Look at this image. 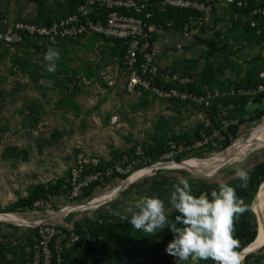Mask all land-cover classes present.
<instances>
[{"label": "rangeland", "instance_id": "374dc122", "mask_svg": "<svg viewBox=\"0 0 264 264\" xmlns=\"http://www.w3.org/2000/svg\"><path fill=\"white\" fill-rule=\"evenodd\" d=\"M40 1L42 0H0V26L3 27V20L14 23L18 18L33 19L37 15L38 2ZM205 1L211 3L208 4L210 7L205 5L206 15L204 18L192 21L188 36L181 35L176 31L161 35L169 40L167 45H171L170 47H181L176 51V56L169 57V63L181 62L183 59L196 60V71L200 72L205 64L206 49L203 45L194 43L195 35L200 34L210 38L214 35L213 31H224L230 25L229 16L226 18L223 13L227 8V2L231 0ZM59 2L64 3L63 0H59ZM54 3L56 0H48L45 4L46 11H49ZM213 14H218L219 17L223 16L227 21L216 24L217 26L213 29L215 22ZM203 25L208 27L206 32L201 31ZM0 41L5 47L10 48L6 57L0 56V209L14 203L17 197H25L28 189L33 185L53 183L58 179L69 182L67 174L75 164V158L79 151L96 156L106 163L111 160L113 152L126 150L134 142L143 143L148 140L158 128V124L165 126V123L168 122L173 132L180 134L191 132L198 123L208 121L196 106L177 107L150 95L127 94L124 89L125 73L119 74L115 86L110 89L102 86L96 78L88 80L82 77L87 71L84 68L88 66L96 72V66L102 69L107 65L116 66L118 64L116 60L109 62L108 55L105 54L106 51L103 48L105 45L103 41L95 42L91 46L90 40L82 39L66 44L65 49L61 48L64 59H59L56 63L64 61L73 69L81 70L78 92H72V85L63 90L58 86H47L49 81L45 79L40 83L32 81L28 75L19 72L12 65L10 58L17 55L28 65L40 67L47 63L44 60L45 53L40 49L29 48L24 41L12 45H7L1 39ZM38 44L49 43L41 40ZM230 44L231 50H235L231 59L235 68L226 70L224 78L241 79L246 74L245 69L251 66L250 61L257 55L264 56V45L263 49L258 47L251 49L233 42ZM62 92L67 93L66 96L70 98V103L66 106L58 105L59 98L64 96ZM210 92L212 94L214 91ZM33 103L35 104V113L28 109V105ZM260 106H264V102L256 103L251 107L245 106L247 115L244 118L251 117L254 110ZM218 116L224 117L225 114ZM226 121L230 125L235 124L238 119L232 120L229 117ZM260 128V133H256ZM263 128L264 117L247 120L239 128V137L227 147L228 149L207 152L205 148L209 146H204L199 150H193V153L186 155L180 163L170 160L172 162L160 163L151 167L144 166L137 172L127 175L128 178L125 180L114 179L103 187L96 188L91 197L81 201L69 202L66 199V192L51 196L47 201L37 203L32 209L0 213V244L7 246L23 244L25 238L35 231L34 229L39 223L54 214L52 219H60L67 214H73L69 223L65 220L68 215L61 221L59 220L58 223L65 227L80 226L91 218L100 220L101 223H128L122 221L120 217L127 215L125 210L144 195L164 200L166 210L171 214L174 211L168 207L167 197L172 186L180 178L188 180L192 193H194L212 182L226 183L236 178L237 170L242 169L249 172L253 166L264 161ZM255 138H258L259 141L257 146L243 155L231 158L216 166L200 170L180 166L185 162H206L214 157H222L236 152L246 142ZM210 146L216 147L217 144ZM194 153H199V155L192 156ZM156 168L163 169L155 170ZM125 182L131 184L124 185ZM123 187L125 188L121 190ZM109 193H113V195L101 205L73 212L65 211L79 209ZM254 199L251 203V210ZM7 216L13 217L20 223L2 221L3 217ZM161 239L158 238V241ZM165 249L166 247L157 253V259L143 255L140 260L144 264H182L170 256ZM27 251H29V247ZM260 251L251 254H258ZM123 258L126 259L125 256ZM184 264L201 263L190 260Z\"/></svg>", "mask_w": 264, "mask_h": 264}, {"label": "trees", "instance_id": "16d2710c", "mask_svg": "<svg viewBox=\"0 0 264 264\" xmlns=\"http://www.w3.org/2000/svg\"><path fill=\"white\" fill-rule=\"evenodd\" d=\"M48 0H42L38 2V12L33 19H16V22L32 23L38 26H47L51 23L65 18L74 13L77 5L83 3L84 0H63L64 3H60L56 0L54 6L46 11L45 4ZM140 3H145L146 7L142 13L136 14L131 12V15L136 17L145 18L147 14L150 17L147 18V23L152 24L156 29L162 28L166 31H176L179 34H183L185 27L188 31L191 28L192 21L204 18L205 11H199L191 8H180L169 5H164L166 0H135ZM205 5L211 4L205 0H192ZM226 9L223 16L228 18L230 25L224 29V31H213V36L210 38L203 37L200 34L195 35L194 43L201 44L205 47L204 55V67L200 72L197 70V61L191 59H183L181 62H174L166 72L170 74L179 73L182 77H193L192 83L178 87L180 90L187 89L194 94H205L206 90L217 91L218 96L210 100V104L207 107H197L204 114L207 120L210 122V127L205 128L203 123H198L197 126L191 130V132L174 133L172 127L166 122L165 126L159 125L153 135L143 143L134 142L133 145L123 151H115L112 154L109 162L101 161L99 170L105 169V167H114V163L122 159L127 158L128 161H140L136 164V170L149 166L157 162L165 161L164 155L170 150L169 143L180 145L185 143L186 145L193 143L201 138V133L206 132L207 135L212 133V129H222L221 120H228V118L238 119L235 124L228 125L225 131H221L224 139L216 143V147L209 146L205 148L207 152L223 151L229 147L238 137L239 128L247 120L261 119L264 117V106L257 107L254 110V114L250 117L244 118L247 115L245 108L248 101L247 97L233 96L230 94L231 88L249 87L256 84L259 79V73L264 71V56L257 55L252 61H250V67H247L246 74L243 78L229 79L224 78V72L226 70H232L234 65L231 63L232 55L235 50H231V44L242 45L248 48H261L264 45V14H260L258 11L264 9V0H231L227 2ZM56 11V12H55ZM257 11V12H256ZM125 12V10H122ZM219 17L218 14H213L214 26L220 24L226 19ZM227 21V20H226ZM217 24V25H216ZM207 26H201V31L206 32ZM3 28L0 26V32ZM22 41L29 48L36 50L40 49L43 53L47 49H58L60 52V58L64 59L63 51L61 48L67 47L68 43H75L78 40H61L51 46L49 44L39 45L41 41L38 37H29L21 32ZM152 39L155 40L158 36L155 32L152 33ZM86 41L90 40L91 46L96 42H105L104 51L108 55L109 62L116 60L121 65L122 57L125 52V45L117 40L101 39L99 37L84 38ZM10 48L5 47L0 41V56L6 57ZM63 49V50H64ZM62 52V53H61ZM164 53H168L164 51ZM13 66H15L19 72L28 75V77L36 82L40 83L43 79L51 81L52 85L58 86L63 90L68 89L69 85H72V92H78L81 81V70L73 69L68 63L64 61L57 62V69L55 73H49L47 71V63L43 66H30L26 62L22 61L20 57L14 55L10 58ZM58 61V60H57ZM84 68V67H83ZM101 67L96 66V72L92 71V68L88 66L85 75L82 77L88 80L97 79L102 86L110 89L99 78V71L97 69ZM103 69V68H102ZM98 75V76H97ZM64 96L59 98L58 105L66 106L70 103V98L66 96L67 93L62 92ZM142 95L149 96V93L142 92ZM163 102L167 101L177 107L182 105H188L187 102H180L173 99H159ZM254 102L257 104L262 103V98H255ZM29 111L35 113V104L28 105ZM225 116H224V114ZM227 115H226V113ZM222 113V114H221ZM224 117H220L218 115ZM141 151V155H136L137 150ZM193 153V152H190ZM189 152H182L176 155L174 161L180 162L184 160ZM198 156L194 153L192 156ZM200 157V156H199ZM250 180L247 187L242 189L239 187L240 181L234 178L226 184L236 189V194L239 198L243 199L247 205V211L238 217L234 223V237L239 242L237 251L240 253L246 247H248L256 238L257 235V219L255 214L250 209L251 203L256 195L259 185L264 181V161L259 162L252 169L247 172ZM70 175L69 172L67 174ZM127 175L113 176L110 179L96 181L92 183L88 188L84 189L82 195L78 199L81 201L84 198L91 197L94 190L98 187H103L107 183H110L114 179L125 180ZM219 183L212 182L206 187L192 193L194 196L199 197L202 194H207L211 199V192L218 190ZM69 182L64 179H58L53 183L36 184L28 189V193L25 197H17L16 201L4 209H0V213H14L16 210L32 209L39 202L47 201L51 196L64 194L70 190ZM73 214H69L65 220L69 223ZM177 215L176 212L169 214V225ZM73 230L79 236L76 243L68 246L63 252V260L61 264H144L140 260V257L145 255L151 259H157V253L167 247L169 242L173 240V233L167 227L157 232L152 236H148L141 231L135 230L130 223L115 222V223H100L97 220L91 218L87 222L80 226L74 227ZM35 231L31 235L27 236L23 241V244H16L7 246L0 244V264H29L30 255L27 248L33 243ZM158 238H162L158 241ZM28 252V253H27ZM126 257V259L123 258ZM201 264H213L212 261H200ZM242 264H264V247L258 254L246 255Z\"/></svg>", "mask_w": 264, "mask_h": 264}, {"label": "built area", "instance_id": "2783aa9c", "mask_svg": "<svg viewBox=\"0 0 264 264\" xmlns=\"http://www.w3.org/2000/svg\"><path fill=\"white\" fill-rule=\"evenodd\" d=\"M166 4L173 7L204 10L206 13L205 4L197 1L166 0L162 7ZM208 6L210 7V5ZM145 7V3L135 0H84L83 3L77 5L74 13L47 26L23 22L10 23L3 20L0 39L7 45L18 44L22 41V32L29 37H38L49 44H55L61 40L75 41L88 37L117 40L125 45L121 65H107L99 71V78L108 86H115L119 74L125 73L124 89L129 95L146 92L158 100L173 99L187 102L189 106H209L210 100L219 95L217 91L211 94L206 90L205 94L196 95L187 89L180 90L178 87L192 83L194 78L182 77L179 73L170 74L166 72L168 67L161 66L160 59L164 51L172 53L170 48H176L178 51L181 47L167 45L169 40L161 35L172 33V31L156 29L154 25L148 24L149 14L144 19L130 14L131 12L140 14ZM258 12L264 14V9ZM153 32L158 36L155 40H151ZM188 33V28L185 27L183 35L188 36ZM258 79L259 81L252 86L231 88L230 94L247 97V107L256 104L255 98L261 97L264 102V71L259 74ZM221 123V131H225L229 124L226 120ZM203 125L205 128L211 126L209 121H203ZM221 131L213 128L209 135L203 131L200 139L188 145L185 143L176 145L170 142V150L164 155L165 161H174L176 155L182 152L187 154L208 144L215 145L217 142H221L224 139ZM141 154L138 149L136 155ZM138 162L140 163L139 160L128 161L123 157L114 163L113 168L105 167V169L99 170L101 164L99 158L79 151L75 158V164L69 170L71 188L66 194V199L69 202H77L83 190L92 183L110 179L116 175L123 176L137 172L136 164ZM65 216L52 223L42 221L35 227L34 240L29 247V264H61L64 250L79 239L72 227H65L58 223Z\"/></svg>", "mask_w": 264, "mask_h": 264}, {"label": "clouds", "instance_id": "9594fccd", "mask_svg": "<svg viewBox=\"0 0 264 264\" xmlns=\"http://www.w3.org/2000/svg\"><path fill=\"white\" fill-rule=\"evenodd\" d=\"M60 58L58 49L49 48L45 52L47 71L55 73L56 61ZM47 86H52L49 81ZM236 178L244 189L250 180L245 170H237ZM168 207L177 213L169 225V212L165 201L159 197L147 195L139 197L134 205L125 211L120 219L148 236L164 228L173 233V240L165 251L184 264L188 261H212L213 264H242V257L237 251L238 240L234 237V223L247 211L244 200L236 194V189L226 183L218 190L199 197L192 194V188L186 178H180L172 186L167 197ZM130 217V218H129Z\"/></svg>", "mask_w": 264, "mask_h": 264}, {"label": "bare ground", "instance_id": "6f19581e", "mask_svg": "<svg viewBox=\"0 0 264 264\" xmlns=\"http://www.w3.org/2000/svg\"><path fill=\"white\" fill-rule=\"evenodd\" d=\"M261 128L258 129L256 131V133L259 134L260 131H261ZM258 138H255L254 140H249L248 142H246L240 148V150H238L236 152H232L230 154H226V155H224L222 157H217V158L214 157L213 159L207 160L206 162H202V161L199 162V163L185 162V163L180 164V166H183L185 168L188 167V168H191V169H194V170H200V169L207 168V167H210V166H216V165L221 164V163H223V162H225V161H227V160H229L231 158H234V157H237V156H240V155H243V154L247 153L249 150H251V148H253V147H255V146H257L259 144ZM125 184H127V182H125L124 185ZM129 184H131V183H129ZM129 184H127V185H129ZM125 187H123L121 190H123ZM112 195H113V193H109L107 195L101 196V197L91 201L90 203L85 204L83 207H80L79 209H68V210H65V211L66 212H73V211H76V210L87 209V208H91V207H94V206L101 205L102 203L106 202ZM263 206H264V182H262L260 184V187L258 189V192H257V194L255 196V199H254V202L252 204V211L255 214H257V216H258V223H257L258 231H257L256 239L248 247H246V251L256 250V249H258L260 246H262L264 244V227H263L264 225H263V220H262ZM55 219H57V218H55ZM2 221L11 222V223H20L19 221H16L15 219H13V217H9V216L3 217ZM241 257H242V255H241Z\"/></svg>", "mask_w": 264, "mask_h": 264}, {"label": "water", "instance_id": "95a60500", "mask_svg": "<svg viewBox=\"0 0 264 264\" xmlns=\"http://www.w3.org/2000/svg\"><path fill=\"white\" fill-rule=\"evenodd\" d=\"M170 51H173V52H176L177 51V49L176 48H170L169 49ZM228 149V148H227ZM167 162H172V161H164V162H158V163H154V164H152V165H150V166H148V167H151V166H153V165H156V164H160V163H167ZM175 163H180V162H175ZM224 168V167H223ZM160 170V169H163V168H156L155 170ZM222 169V168H221ZM220 169V170H221ZM219 170V171H220ZM218 171V172H219ZM217 174V173H216ZM215 174V175H216ZM259 187H260V185H259ZM259 189V188H258ZM253 212V211H252ZM254 213V212H253ZM255 214V213H254ZM255 216H256V219H257V223H258V216H257V214H255ZM55 219H52V217H49V218H47V219H45L43 222L44 223H52L53 221H54ZM262 220H263V225H264V215L262 216ZM257 231H258V229H257ZM256 239V238H255ZM263 247H264V245H262V246H260L258 249H256V250H253V251H246V248L243 250V251H241L240 252V254L242 255V259H244L245 258V256L246 255H249V254H251V253H254V252H256V251H260V250H262L263 249Z\"/></svg>", "mask_w": 264, "mask_h": 264}, {"label": "crops", "instance_id": "0c3cea01", "mask_svg": "<svg viewBox=\"0 0 264 264\" xmlns=\"http://www.w3.org/2000/svg\"><path fill=\"white\" fill-rule=\"evenodd\" d=\"M172 53H169V54H166V53H164L163 55H162V57H161V59H160V63H161V66L162 67H171L172 66V64L171 63H169V61H168V59H170L169 57H173V56H176V52H173V51H171ZM170 54H173V55H170ZM166 56V57H165ZM101 218V217H100ZM89 220V219H88ZM87 220V221H88ZM86 221V222H87ZM98 222H100L101 223V221L100 220H97ZM102 223H105V222H102ZM110 223V222H109ZM74 226L75 225H73V227L72 226H69V227H72V228H74Z\"/></svg>", "mask_w": 264, "mask_h": 264}]
</instances>
